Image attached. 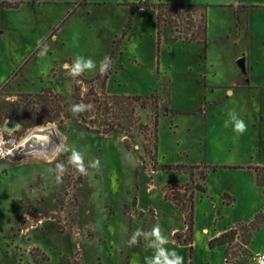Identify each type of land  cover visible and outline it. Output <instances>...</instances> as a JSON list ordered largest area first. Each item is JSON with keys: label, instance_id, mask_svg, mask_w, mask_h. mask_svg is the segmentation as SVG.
Masks as SVG:
<instances>
[{"label": "rangeland", "instance_id": "1", "mask_svg": "<svg viewBox=\"0 0 264 264\" xmlns=\"http://www.w3.org/2000/svg\"><path fill=\"white\" fill-rule=\"evenodd\" d=\"M1 1L16 7L0 6V123L13 109L9 102L44 88L64 96L68 112L74 87L100 75L99 62L114 43L106 92L158 94L160 103L156 112L151 101L136 105L129 134H104L103 119L92 111L79 121L62 113L39 125L57 131L86 163L99 160L90 177L68 166L57 183L48 169L67 164L69 153L51 162L0 161V264H144L152 249L143 240L126 242L136 229L156 224L184 264H224L226 251L227 264H258L264 202L254 168L264 166V0H181L207 6L204 46L172 41L198 32L202 9L172 13L176 26L162 23L158 43L152 9L132 15L122 0ZM44 45L47 54L40 56ZM78 55L96 61L97 70L73 79L64 65ZM233 109L247 125L243 134L225 127ZM39 126L19 128L15 136ZM206 167L216 170L203 182L198 176ZM194 184L206 192H194L190 238L184 214L165 195L172 185ZM231 229H237L231 244L210 247ZM187 240L191 246L182 245Z\"/></svg>", "mask_w": 264, "mask_h": 264}, {"label": "trees", "instance_id": "2", "mask_svg": "<svg viewBox=\"0 0 264 264\" xmlns=\"http://www.w3.org/2000/svg\"><path fill=\"white\" fill-rule=\"evenodd\" d=\"M123 5L132 6V15L142 8H151L152 11L156 15V22H157V36H158V43L160 40L161 34V27L162 23L167 24L170 27L176 26V20L172 16V13L177 11H196L202 9L200 14L201 20L197 27L198 32L191 35H184L183 37L174 36L172 41H177L181 39L187 43H197L199 45H205L206 42V29H207V19H206V5H198V4H182V3H157L156 6L149 5L147 0H142L138 4L130 3V0H122ZM1 7H16L11 3L1 1ZM229 7H232L229 5ZM181 15V14H180ZM132 26V19L129 18L128 24L126 29H130ZM124 35V34H123ZM118 43H114L111 52V63L114 57L115 52L118 50ZM111 70L107 71L104 75H99L93 79H81L82 84L79 86H75L72 99H74V103H81L90 105V110L83 112L91 113L102 118L104 121V134H108L114 129L122 130L124 133L129 134L131 128L137 123V117L134 115L136 105L141 107H147L149 104L147 101H151V106L155 110L158 109L160 98L158 94H152L149 96H118V95H111L106 92V85L109 79V75ZM86 89L85 91H82ZM18 99L13 102H9V106L13 108L6 112L4 115L5 119H8L12 116L15 112L19 109V114L15 116V120L18 121L21 128H29L32 126H39L45 123L52 122L54 119L59 117L62 113L66 114V117L71 119L72 121H79L78 116H73L70 111H65V97L60 94L53 93L49 88H44L41 90L39 94L35 95H18ZM29 99H32L29 100ZM24 104L21 108V105ZM4 121H1L0 127L3 125ZM157 124V120H155ZM80 129L89 130V128L84 127L81 124H78ZM92 130V128H91ZM93 131V130H92ZM154 140V151L156 148L157 142V135L156 131L153 136ZM125 145H127V139L124 141ZM147 154L149 151L145 148L144 149ZM155 155V152L153 153ZM154 156H152L151 160L153 161ZM156 168V166L154 165ZM182 169H189L185 167H179ZM177 168V169H179ZM206 171H201L199 173L198 178L201 181H205L206 175L209 171H215L216 168H205ZM179 172V170H177ZM182 171V170H181ZM188 171H186L187 173ZM255 172V179L256 184L262 190L263 194V202H264V166H257L254 168ZM190 179L193 177L192 172H188ZM168 191L165 197L173 202V204L184 214L185 225L186 229L189 233V237L191 238V229H192V211H193V196L194 192L198 191L200 193H205L206 188L204 184H194L192 187L186 186L185 188H181L178 185H172L168 187ZM179 191V192H178ZM180 191H183L180 194ZM237 229H231L226 231L219 236L215 237L210 241V247L215 246H225L232 243L235 239ZM182 245L191 246L192 243L190 240L185 241ZM229 254L225 252V262L227 264L229 262Z\"/></svg>", "mask_w": 264, "mask_h": 264}, {"label": "clouds", "instance_id": "3", "mask_svg": "<svg viewBox=\"0 0 264 264\" xmlns=\"http://www.w3.org/2000/svg\"><path fill=\"white\" fill-rule=\"evenodd\" d=\"M47 51L48 48L44 45L41 48L39 55L45 56ZM110 66L111 59L110 57L105 56L104 59L99 62V73L101 75L106 74ZM64 67L68 70V75L75 79L81 76L85 71L97 70V62L91 58H85L84 56L78 55L74 58L71 65L65 64ZM228 94L231 95L232 93L229 92ZM88 110H90V105L84 104L83 102L73 104L69 109L74 117ZM228 117L229 119L225 122V127L231 125L233 131L237 134H243L247 130L245 121L236 114L234 109L228 112ZM4 143L5 141L0 137V145H3ZM61 153H69L67 156V164L57 162L53 168L48 169L50 173H54L57 183L62 182V177L67 171L68 166H71L77 174L89 177L91 176L89 169H98L99 167L100 162L98 159L86 163L83 153L75 148H70L66 144L61 143L55 146L54 155L59 156ZM12 154L13 153L10 150L4 151L0 149V159L5 158V156H11ZM205 232H207L206 229ZM141 240L145 242V248L152 249L153 251L151 256H146L144 258V264H184V258L182 256H180L174 249L166 247V245L172 243V241L164 235L159 224L154 225L147 231L140 228L136 229L126 243L127 246L132 247L137 246ZM257 256L259 257L258 264H264V255L257 253Z\"/></svg>", "mask_w": 264, "mask_h": 264}, {"label": "built area", "instance_id": "4", "mask_svg": "<svg viewBox=\"0 0 264 264\" xmlns=\"http://www.w3.org/2000/svg\"><path fill=\"white\" fill-rule=\"evenodd\" d=\"M47 127L48 126L34 127L19 138L15 136L14 132L8 133L1 128L0 137H2L5 143L0 145V149L4 151L10 150L13 154L11 156H5V158L0 159V161L7 160L19 162L27 159H39L44 162H49L53 160L55 157V146L61 144V136L57 131L58 137L46 133L41 135L36 134L38 131Z\"/></svg>", "mask_w": 264, "mask_h": 264}, {"label": "water", "instance_id": "5", "mask_svg": "<svg viewBox=\"0 0 264 264\" xmlns=\"http://www.w3.org/2000/svg\"><path fill=\"white\" fill-rule=\"evenodd\" d=\"M2 128L4 131L10 133V132H14L17 129L21 128V126L17 120L12 118L8 122H6Z\"/></svg>", "mask_w": 264, "mask_h": 264}, {"label": "crops", "instance_id": "6", "mask_svg": "<svg viewBox=\"0 0 264 264\" xmlns=\"http://www.w3.org/2000/svg\"><path fill=\"white\" fill-rule=\"evenodd\" d=\"M90 1H96V0H90ZM140 0H130V3H138ZM156 3H159V2H162V3H182V4H192V3H190V2H186V1H181L180 0V2H178L179 0H154ZM143 9H141V11H142Z\"/></svg>", "mask_w": 264, "mask_h": 264}, {"label": "bare ground", "instance_id": "7", "mask_svg": "<svg viewBox=\"0 0 264 264\" xmlns=\"http://www.w3.org/2000/svg\"><path fill=\"white\" fill-rule=\"evenodd\" d=\"M44 133H46L48 135H53V136L58 137V134L55 131H53V130H40L36 134H40L41 135V134H44ZM60 140H61V138H60Z\"/></svg>", "mask_w": 264, "mask_h": 264}]
</instances>
